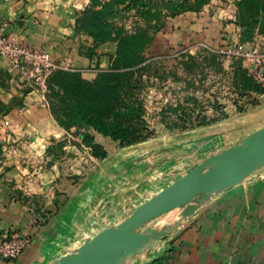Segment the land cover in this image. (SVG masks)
<instances>
[{
  "label": "rangeland",
  "instance_id": "obj_1",
  "mask_svg": "<svg viewBox=\"0 0 264 264\" xmlns=\"http://www.w3.org/2000/svg\"><path fill=\"white\" fill-rule=\"evenodd\" d=\"M236 18L234 0H211L200 11L173 17L165 10L161 21L151 24L136 10L118 7L113 18L117 26L126 33L148 27L154 36L145 52L148 65L137 74L134 92L126 97L145 111L146 139L124 146L91 129L95 142L107 152L105 158H98L81 139L84 130L76 127L68 130L56 121L60 134L55 136V131V135L45 136L30 126L23 133L2 129L0 122L2 135L10 139L0 143V166L3 170L19 166L17 170L24 172L19 171L23 177L13 184L16 190L26 198L36 196L32 184L42 185L41 175L56 164L61 177L73 180L72 184L97 176L102 186L95 208L98 218H122L197 162L264 125V94L254 95L256 102L252 103L249 96L237 92L233 77L239 63L252 74L257 59L264 60V34L242 40ZM157 23L161 24L158 32ZM115 44L94 48L93 64L80 70L84 78L94 76L88 79L93 80L107 68ZM83 52L88 53L87 45ZM46 100L49 106L47 93ZM253 113L260 115L257 121L250 118ZM202 120L208 124L203 125ZM124 199L129 200L128 206L126 201L120 206Z\"/></svg>",
  "mask_w": 264,
  "mask_h": 264
},
{
  "label": "crops",
  "instance_id": "obj_2",
  "mask_svg": "<svg viewBox=\"0 0 264 264\" xmlns=\"http://www.w3.org/2000/svg\"><path fill=\"white\" fill-rule=\"evenodd\" d=\"M89 3L90 0H0V25L10 22V32L19 43L35 51H46L69 68L83 70L93 64L83 52L85 45L87 49L92 46V39L77 33L75 22L77 13ZM92 77L86 76L87 79ZM0 107V122L4 126L0 125V143L10 142L2 135L1 128L10 127L23 133L24 128L30 126L38 128L45 136L55 135V131L58 136L61 132L49 106L43 104L27 77L1 58ZM250 118L256 120L260 115L253 113ZM15 158L19 160L17 155ZM17 169L3 170L0 166V236L18 230L32 239L18 258L0 257V264H52L56 258L81 245L85 238L119 223L130 214L122 218L117 215V218L106 220L98 218L95 208L102 193L101 181L89 175L81 183L72 184L73 180L61 177L62 171L56 164L41 175L43 180L39 176L45 189L38 191L41 185H32L39 196L23 197L13 185L24 174ZM124 201L128 206L130 202L125 199L120 206ZM149 226L158 229L173 226L174 229L157 249L137 255L127 264L159 261L168 264H264V168L245 181L213 194L198 205L194 215L182 217L179 210H173Z\"/></svg>",
  "mask_w": 264,
  "mask_h": 264
},
{
  "label": "trees",
  "instance_id": "obj_3",
  "mask_svg": "<svg viewBox=\"0 0 264 264\" xmlns=\"http://www.w3.org/2000/svg\"><path fill=\"white\" fill-rule=\"evenodd\" d=\"M90 0L89 5L77 13L75 30L91 37L88 55L93 59L94 48L116 43L107 68L100 70L93 80L82 76L76 69L54 70L47 79V99L55 120L65 129L84 130L80 137L91 147L94 156L105 158L107 152L95 142L97 133L128 146L146 139L145 111L126 97L136 87L137 74H142L148 62L146 50L152 42L148 27L126 33L113 18L120 6L136 10L148 24L161 21L166 10L173 17L185 11H200L211 0ZM237 8L236 24L242 29V40H251L254 34H264V0H234ZM156 32L161 24L155 25ZM234 84L241 95L252 103L254 95L264 94V85L255 80L239 63L234 71ZM203 125L208 124L202 120ZM59 145L60 142H58ZM1 151V146H0ZM184 174V173H183Z\"/></svg>",
  "mask_w": 264,
  "mask_h": 264
},
{
  "label": "water",
  "instance_id": "obj_4",
  "mask_svg": "<svg viewBox=\"0 0 264 264\" xmlns=\"http://www.w3.org/2000/svg\"><path fill=\"white\" fill-rule=\"evenodd\" d=\"M264 168V126L242 137L177 177L136 205L119 223L106 226L52 264H127L137 255L157 249L174 227L149 224L173 210L194 215L213 194L235 186Z\"/></svg>",
  "mask_w": 264,
  "mask_h": 264
},
{
  "label": "built area",
  "instance_id": "obj_5",
  "mask_svg": "<svg viewBox=\"0 0 264 264\" xmlns=\"http://www.w3.org/2000/svg\"><path fill=\"white\" fill-rule=\"evenodd\" d=\"M10 22L5 21L0 25V58L11 68H16L31 82L34 90L41 96L43 104L47 105V79L57 69H70L54 60L46 51H35L28 46L19 43L10 32ZM242 46L239 45L238 52ZM264 60L256 61V69L251 76L264 85ZM23 175H21L22 179ZM33 185V184H32ZM32 187V186H31ZM44 186L41 185L40 189ZM31 236L24 235L15 230L7 236H0V257L13 260L18 258L31 242ZM153 264H168L167 261H159Z\"/></svg>",
  "mask_w": 264,
  "mask_h": 264
}]
</instances>
